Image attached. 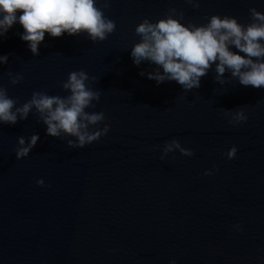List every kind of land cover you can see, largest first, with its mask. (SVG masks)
<instances>
[{
	"label": "water",
	"instance_id": "water-1",
	"mask_svg": "<svg viewBox=\"0 0 264 264\" xmlns=\"http://www.w3.org/2000/svg\"><path fill=\"white\" fill-rule=\"evenodd\" d=\"M96 6L116 21L104 40L46 33L33 54L19 23L0 37V55L8 56L0 63V88L16 107L34 91L69 95L63 83L84 70L89 86L102 89L88 111L105 115L89 127L110 125L80 147L69 145L73 135H48L35 107L26 119L0 123V264H169L172 258L264 264V87L244 86L228 70L217 78L218 61L198 88L158 84L147 75L158 66L137 65L131 56L145 18L156 22L174 12L199 26L219 14L246 27L253 23L250 9L264 13V0H199V7L189 0H96ZM239 109L248 119L230 124ZM34 133L36 145L18 159V138L27 144ZM174 137L194 154H164ZM233 144L238 150L230 160ZM213 164L218 170L205 175Z\"/></svg>",
	"mask_w": 264,
	"mask_h": 264
},
{
	"label": "clouds",
	"instance_id": "clouds-1",
	"mask_svg": "<svg viewBox=\"0 0 264 264\" xmlns=\"http://www.w3.org/2000/svg\"><path fill=\"white\" fill-rule=\"evenodd\" d=\"M189 3L199 7V0L195 3L189 0ZM250 11L253 23L246 27L234 16L219 14H213L206 24L199 26L182 23L174 12L156 22L145 18L135 29L141 40L131 49L133 62L139 65L147 60L157 65V70L147 75L158 84L174 80L185 89L198 88L201 77L207 74L213 62L218 61L217 78L228 70L244 86L264 87V13L255 8ZM17 23L24 29L19 33L20 38L27 42L33 54H38L46 33L60 37L86 32L90 39L96 41L104 40L116 28V21L104 16L103 9L96 6V0H0V37L6 36ZM233 45L239 51H234ZM7 58V54L0 55V63H5ZM21 79L17 76L12 83ZM87 81L86 71H73L63 83V87L70 90L69 95L61 97L34 91L31 99L19 107L6 89L0 88V123L15 124L18 115L20 119H26L35 107L47 126L48 135L60 136L62 132L73 135L77 139L69 140V145L80 147L99 140L109 131L110 125L89 127L104 121L105 115L99 109L88 111L93 100L100 98L102 89L90 87ZM247 119L243 109H239L231 115L229 123L241 124ZM38 140V133H34L27 144L23 136L19 137L16 157L28 156ZM175 149L186 156L194 154L191 148L182 146L178 138L165 141L164 154ZM237 150L233 144L226 152L227 158L233 159ZM216 170L218 166L213 164L205 169L204 174L213 175ZM36 183L43 186L44 180L38 179ZM234 228L243 231L240 224ZM169 264H177L176 259H170Z\"/></svg>",
	"mask_w": 264,
	"mask_h": 264
}]
</instances>
